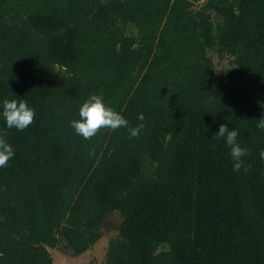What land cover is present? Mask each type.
I'll list each match as a JSON object with an SVG mask.
<instances>
[{
	"label": "trees",
	"instance_id": "1",
	"mask_svg": "<svg viewBox=\"0 0 264 264\" xmlns=\"http://www.w3.org/2000/svg\"><path fill=\"white\" fill-rule=\"evenodd\" d=\"M94 94L140 135H76ZM6 99L35 117L0 115V264L77 257L111 215L103 264H264V0H0Z\"/></svg>",
	"mask_w": 264,
	"mask_h": 264
},
{
	"label": "clouds",
	"instance_id": "2",
	"mask_svg": "<svg viewBox=\"0 0 264 264\" xmlns=\"http://www.w3.org/2000/svg\"><path fill=\"white\" fill-rule=\"evenodd\" d=\"M2 112L7 129L15 128L17 131H24L34 121L35 111L30 108L23 99L4 100ZM79 119L70 122L74 133L85 140H90L101 129L115 131L119 128H126L130 138L140 135L143 125L129 127L128 121L112 108L107 107L101 95H90L79 108ZM256 127L264 131V115L257 120ZM6 133H0V168L7 167L8 161L14 157V150L3 138ZM238 131L229 130L225 124L219 126L218 132L214 134L217 139L223 138L224 143L230 148L229 155L233 161V170L239 171L243 165L242 158L249 155V149L241 147L237 143ZM260 158L264 161V151L260 152ZM245 171L248 168L245 167Z\"/></svg>",
	"mask_w": 264,
	"mask_h": 264
},
{
	"label": "rangeland",
	"instance_id": "3",
	"mask_svg": "<svg viewBox=\"0 0 264 264\" xmlns=\"http://www.w3.org/2000/svg\"><path fill=\"white\" fill-rule=\"evenodd\" d=\"M212 62L216 71H220L226 67L225 60L217 62V59H213ZM117 223L118 221L114 215L106 218L102 229V231H104L103 234L105 233L104 236L100 237L93 246L77 257L69 256V254L63 251L61 247L54 250L47 249L51 264H103L107 245L106 234H109L112 230H116L115 227Z\"/></svg>",
	"mask_w": 264,
	"mask_h": 264
},
{
	"label": "water",
	"instance_id": "4",
	"mask_svg": "<svg viewBox=\"0 0 264 264\" xmlns=\"http://www.w3.org/2000/svg\"><path fill=\"white\" fill-rule=\"evenodd\" d=\"M110 233L109 234L107 233L106 235L107 236H117V234H118V232L116 230H112V231H110Z\"/></svg>",
	"mask_w": 264,
	"mask_h": 264
}]
</instances>
